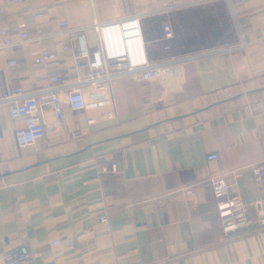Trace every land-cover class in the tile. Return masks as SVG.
<instances>
[{"label":"crops","instance_id":"obj_1","mask_svg":"<svg viewBox=\"0 0 264 264\" xmlns=\"http://www.w3.org/2000/svg\"><path fill=\"white\" fill-rule=\"evenodd\" d=\"M128 17L141 18L151 61L235 51L186 65L184 95L118 82L112 120L88 125L92 112L65 107L67 135L49 144L20 149L14 133L23 120L4 107L0 263L28 245L36 264H264V197L254 174L264 158V0H29L0 14V30L25 22L46 36L21 43L13 32L0 35L13 45L0 53V93L43 86L48 69L74 66L62 48L80 30L92 45L94 24ZM42 45L57 54L48 68L33 63ZM211 153L219 158L209 161ZM112 162L118 171L101 174ZM210 177L224 178L229 196L249 206L245 227L224 231Z\"/></svg>","mask_w":264,"mask_h":264},{"label":"built area","instance_id":"obj_2","mask_svg":"<svg viewBox=\"0 0 264 264\" xmlns=\"http://www.w3.org/2000/svg\"><path fill=\"white\" fill-rule=\"evenodd\" d=\"M28 1L8 0L6 4L0 5V14ZM42 17L43 14H36V19ZM60 26L66 28L67 23L61 21ZM93 26L96 30L94 44L89 43L86 30L82 29L74 38V46H63V53L73 54L75 63L71 69H48L43 86L35 84L31 89L17 86L0 93V116L3 108L7 107L13 119L23 120V125L17 127L14 133L16 145L20 149L32 147L40 141L49 144L66 137L65 107L72 112H92L94 116L87 118L88 125L99 119H115L119 111L116 93L118 82L128 81L135 90L163 84L167 95H184L189 85V79L185 78L186 65L204 55L222 52L233 54L235 51L232 47L223 46L165 62L151 61L146 53L140 17L96 23ZM163 28L165 38L172 37L171 25L165 23ZM11 32L19 36L21 43L42 40L46 36L40 27L30 31L25 22L17 23L12 30L2 28L0 35L4 38ZM12 46L10 42L0 40V53H8ZM56 60L57 54L42 45L33 63L48 68ZM9 64L14 65L15 61ZM218 158V153H211L207 157L209 161ZM109 167H103L101 174L118 171L117 162H112ZM254 174L264 197V158L254 167ZM208 183L213 189L224 231L228 233L245 227L249 206L240 197L229 196L224 178L210 177ZM107 220L102 219L103 222ZM36 256L32 247L21 245L6 253L0 264H36Z\"/></svg>","mask_w":264,"mask_h":264},{"label":"rangeland","instance_id":"obj_3","mask_svg":"<svg viewBox=\"0 0 264 264\" xmlns=\"http://www.w3.org/2000/svg\"><path fill=\"white\" fill-rule=\"evenodd\" d=\"M142 89H144V88H142Z\"/></svg>","mask_w":264,"mask_h":264}]
</instances>
